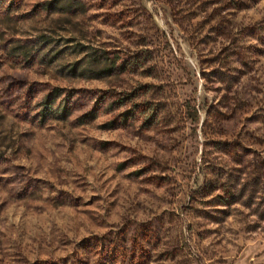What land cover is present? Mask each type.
I'll return each mask as SVG.
<instances>
[{"label":"rangeland","instance_id":"1","mask_svg":"<svg viewBox=\"0 0 264 264\" xmlns=\"http://www.w3.org/2000/svg\"><path fill=\"white\" fill-rule=\"evenodd\" d=\"M0 264H264V0H0Z\"/></svg>","mask_w":264,"mask_h":264}]
</instances>
